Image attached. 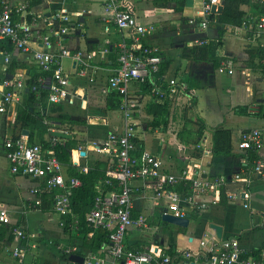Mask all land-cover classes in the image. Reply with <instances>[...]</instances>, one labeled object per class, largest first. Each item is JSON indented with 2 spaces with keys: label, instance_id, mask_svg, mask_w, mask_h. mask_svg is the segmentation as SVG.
<instances>
[{
  "label": "crops",
  "instance_id": "0c3cea01",
  "mask_svg": "<svg viewBox=\"0 0 264 264\" xmlns=\"http://www.w3.org/2000/svg\"><path fill=\"white\" fill-rule=\"evenodd\" d=\"M9 1L14 5H26L24 10L13 14V19L18 24L26 25L33 34L46 33L56 21L59 23L58 14L66 15L70 23L77 26L75 34L62 38V42L70 49L79 48L84 53L96 52L100 46H115L123 36V32L111 22L109 16L112 11L103 0ZM203 1L192 0L191 5H186L185 1L181 5L176 0H169L163 5V0H125L139 22L155 26V31L146 34L144 41L162 51L166 59L164 63L167 64L164 69L166 79L172 81L181 78L186 81L193 96L191 107L172 110L166 106L161 108L155 119L152 111H149V105L159 104L152 103L143 90L136 111L129 119L136 125V139L141 142L142 149L156 155L165 172L178 174L180 170L188 169L189 175H192L194 169L204 177L226 176L233 179L238 174L240 179L233 181L230 186L229 190L235 196L226 203L218 201L202 211L184 207L190 216L186 228L162 222L159 202L152 197L151 189L142 187L141 192L133 197L132 214L134 217L144 216L148 226H130L126 243L132 248L141 249L154 244L167 254L174 251L176 255L181 250L196 253L201 250L199 241L205 236L237 238L239 246L247 252L264 248V172L248 173L252 165L248 160V152H244L238 144L241 131L264 127V69L260 65L259 45L252 37L251 28L259 13V4L258 0L242 4L241 20L226 21L218 16L221 11L214 14L206 29H200ZM218 29L223 34L216 49L219 60L217 66L211 61H192L182 56L184 47L197 44L202 37L216 36ZM31 45L34 48L41 46L34 39ZM5 52L9 56L7 63L4 61ZM98 58L96 55L95 60ZM227 58L233 61L232 72L225 66ZM10 63L15 65L13 73L7 69ZM81 64L75 65V71L71 58L62 60L63 70L78 86V91L82 89L79 86L84 87L83 100L75 98L73 102L50 104L45 98L41 105H37L28 102L26 81L39 73L30 54L14 46L5 51L0 42V91L6 90L2 87L4 76L20 92L18 100L0 112V212L5 211L7 225L13 229L20 228L24 234L19 240L14 234L9 241L0 239V264H79L70 260L69 255L85 257L82 253H72L74 250L79 251L77 245L80 241L71 235L72 231L70 233L65 229L63 218L53 212L51 205L48 209L31 206L34 195L30 190L38 182L11 173L4 146L6 137L25 135L23 129L14 122L18 108L29 104L37 107L33 111L30 109V116H35L36 122H30L25 128L30 141L48 140L51 130L70 133V139L74 140L73 146H76L69 151L70 161L83 172L92 168L95 160L106 159L93 146L105 139L109 132L123 131L125 126L124 115L118 106L108 107L110 100H116L106 89L105 82L108 69L113 66L101 63L104 69L98 72L95 83L89 84L85 76L79 73ZM57 106H61V109L52 111ZM240 107L246 109L243 111ZM78 110L85 111V114ZM115 111L119 113L118 116ZM61 115L65 118H61ZM199 122L204 125L200 134ZM217 128L230 132L231 150L228 155L215 154L212 150L213 132ZM78 146L84 149H78ZM134 184L140 185L141 182ZM43 198L50 200L48 196ZM199 201L208 202L209 197L205 196ZM155 220L158 221L157 225L154 224ZM211 224L221 227V237L216 235ZM17 246L25 247L23 258L12 255L11 251ZM67 254L68 259H65L63 255L67 257ZM175 264L204 262L198 256L190 260L179 257Z\"/></svg>",
  "mask_w": 264,
  "mask_h": 264
},
{
  "label": "built area",
  "instance_id": "2783aa9c",
  "mask_svg": "<svg viewBox=\"0 0 264 264\" xmlns=\"http://www.w3.org/2000/svg\"><path fill=\"white\" fill-rule=\"evenodd\" d=\"M106 7L112 11L109 16L115 27L123 32V36L115 46H100L97 51L82 52L79 48L70 49L62 42V38L76 33L77 26L70 23L64 14H58V25L53 24L44 34H33L23 24L13 19V14L21 12L26 5L11 4L9 0H0V39H8L13 46L23 53H28L31 60L42 74L37 80L47 90V102L57 104L73 102L75 98L84 99V87L78 91L69 74L63 70L62 60L66 57L73 61V70L79 62L82 64L80 74L87 82L95 83L98 72L104 67L101 63L112 64L105 79L106 89L118 100V108L124 115L123 131H111L105 139L96 143L93 149L105 155L107 165L104 187L94 196L90 209L85 214V221L91 228H102L108 232V242L97 252H88L84 264H175L177 258L187 260L198 256L204 264H264V248L247 252L240 247L237 238L218 239L215 236H205L199 241L200 251H177V254H167L156 245L141 249L132 248L126 243V236L131 225L138 228L148 226L147 219L140 215L134 217L133 197L141 192V188H149L152 197L159 202L160 215L172 214L184 217V207H192L199 211L209 205L217 204L221 187H227L225 193L230 199L233 194L229 189L233 181L239 180L235 174L233 179L226 176L204 177L198 170L189 175L188 169L180 170L178 174L165 172L161 160L146 149L139 150L136 139V125L130 121V116L136 111L138 98L143 88L149 100L156 104H166L172 110L191 107L193 96L186 81L181 78L168 81L161 72L166 61L162 51L155 45L145 43L148 33L155 31L153 24H142L133 10L125 4V0H103ZM222 4V0H204L202 3L203 17L199 20V28L208 27V16L212 7ZM259 13L252 23V37L261 50V63L264 68V0H258ZM40 43L34 48L31 41ZM207 38H200L198 45L207 43ZM99 58L95 60V56ZM4 61L9 62L5 52ZM225 66L232 72L233 61L225 60ZM20 86V82L17 83ZM0 91V112L6 110L14 100H18L19 91L11 81L2 77ZM32 90H36L33 86ZM63 138L51 136L46 144L40 141H30L26 135L8 136L4 141L6 157L10 171L14 175L25 176L37 180V185L31 188L34 199L31 206L40 207L42 198L48 196L53 212L63 218L62 224L76 228L71 198L81 181L78 177L69 175L66 167L57 159L54 146L62 143ZM239 147L244 152L252 151L255 158L249 166L248 173L262 174L264 172V127L241 131ZM78 149H84L78 146ZM87 149V146L85 147ZM197 168V167H196ZM83 172V169H78ZM243 179V178H241ZM189 181L188 189H180ZM135 182H141L135 185ZM209 197L208 202L199 201ZM246 205V204H245ZM73 217L67 223L65 217ZM161 217V216H160ZM0 221L5 222V211L0 212ZM14 236L19 240L24 234L20 228L13 229ZM90 233H88L89 235ZM14 257L23 258L25 247L17 246L12 251Z\"/></svg>",
  "mask_w": 264,
  "mask_h": 264
},
{
  "label": "trees",
  "instance_id": "16d2710c",
  "mask_svg": "<svg viewBox=\"0 0 264 264\" xmlns=\"http://www.w3.org/2000/svg\"><path fill=\"white\" fill-rule=\"evenodd\" d=\"M169 0H163L161 2L165 5ZM250 0H222L223 3V10L220 16L222 19L226 21H232L235 19L241 20L243 12L240 9L242 4L249 3ZM178 4H183L185 0H176ZM214 18V14H210L208 16V21H211ZM55 25H58L56 21ZM223 34L221 29H218L217 35L213 37H206L208 39L207 43L203 45L195 44L191 47H184L182 51V56L190 59L192 61H211L214 66L219 64V60L216 57V49L220 45V39ZM203 38V37H202ZM2 43V49L5 51H9L13 46L12 42L8 39H0ZM259 50L260 60H261V50ZM166 63L163 64L161 68V72L164 73V69L166 67ZM260 65L263 68V65L260 61ZM15 65L12 63L8 66V72L13 73ZM42 73H36L35 75L31 76L27 81V88H28V102L34 104H42L45 98L47 97V90L43 86H41L37 80L38 76ZM35 86L36 90H32V87ZM147 88L144 87L143 90ZM111 96L113 94L111 93ZM114 101L113 99L110 100L108 107L116 108L118 106V100ZM167 105L159 104V105H149V111H152L154 114V118L157 119L159 112H161V108L164 109ZM164 107V108H163ZM35 106H31L26 104L22 108H18L16 116H15V125H19V128L25 129L30 122L35 123L37 118L35 116H30V109L33 111ZM61 109V106H57L56 108H52V111ZM244 107H240V110L244 111ZM61 118H65L64 115L60 116ZM41 118V115H39ZM52 120V118H49ZM157 124V122L155 123ZM204 125L199 122L198 130L199 134L201 133V129ZM56 128H58L56 126ZM43 144H46L45 140H41ZM135 142L139 148L142 149V144L139 140L135 139ZM74 140L71 138L65 139L62 143H57L54 146V151L57 156V159L66 167V170L69 175L76 176L80 179L81 184L77 187L73 193L71 198V206L74 214V218L77 220L76 228L74 230L70 229V226H66L65 229L71 233V235L80 241V244L77 247H80L79 251L74 250L72 253H82V255H86L87 252H97L100 248H102L108 242V232L102 228H91L87 225L85 221V214L90 209L92 205V201L94 196L97 194L99 188L104 187V181L106 179L105 170L107 161L106 159L103 160H95L92 164V168H90L87 172H79L77 168L71 163L69 151L70 149L76 147L73 146ZM212 150L215 154H224L228 155L231 150V143H230V132L228 129L224 128H217L213 132V146ZM248 160L250 164H252L253 159L255 158V154L252 151L247 153ZM185 185H180V189H188L189 181H185ZM227 187H221L219 191V202L224 204L227 202L228 197L225 193ZM42 203L40 207L42 209H48L51 205L50 200H46L42 198ZM71 216L65 217L67 223H71L74 219ZM0 225V239H5L9 241L13 237V227L6 224V222H1ZM74 231V232H73ZM88 233H91V236H88ZM169 254H175L174 251H170ZM65 259H68L66 255H63Z\"/></svg>",
  "mask_w": 264,
  "mask_h": 264
},
{
  "label": "water",
  "instance_id": "95a60500",
  "mask_svg": "<svg viewBox=\"0 0 264 264\" xmlns=\"http://www.w3.org/2000/svg\"><path fill=\"white\" fill-rule=\"evenodd\" d=\"M185 1H186V5L192 4V0H185ZM222 8H223V3L218 6H213L211 12L212 14H219L221 13ZM193 24L195 26L196 22H194ZM22 133L25 135H28V131L26 129H23ZM50 135L54 137L64 138V139H68L71 137L70 133H67L61 130H51ZM189 218H190L189 214H186V216L184 217L174 216L172 214H165V213L161 215L162 222H167L169 224H173V225L184 227V228L188 226ZM211 228L215 230L216 235L218 237H221V227L219 225L211 224ZM69 259L79 264H83L84 262V257L81 255H77V254H70Z\"/></svg>",
  "mask_w": 264,
  "mask_h": 264
},
{
  "label": "rangeland",
  "instance_id": "374dc122",
  "mask_svg": "<svg viewBox=\"0 0 264 264\" xmlns=\"http://www.w3.org/2000/svg\"><path fill=\"white\" fill-rule=\"evenodd\" d=\"M199 20H200V19H199ZM91 22L93 23V26H94V22H93V21H91ZM78 111H79V113L81 112L83 115L85 114V111H81V110H78ZM114 113H115L116 116L119 115V113H118L117 111H115ZM109 115L111 116V115H112V112H110ZM157 222H158V221L155 220V221H154V224L157 225V224H158ZM157 233H158V232H157ZM165 239H166V237H165Z\"/></svg>",
  "mask_w": 264,
  "mask_h": 264
}]
</instances>
